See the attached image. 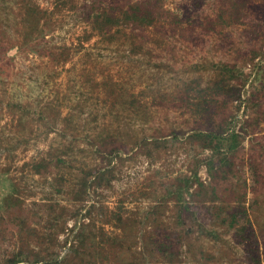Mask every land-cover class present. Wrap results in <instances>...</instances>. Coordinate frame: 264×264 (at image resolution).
<instances>
[{"label": "rangeland", "instance_id": "1", "mask_svg": "<svg viewBox=\"0 0 264 264\" xmlns=\"http://www.w3.org/2000/svg\"><path fill=\"white\" fill-rule=\"evenodd\" d=\"M136 1L0 0V264H264V0Z\"/></svg>", "mask_w": 264, "mask_h": 264}, {"label": "trees", "instance_id": "2", "mask_svg": "<svg viewBox=\"0 0 264 264\" xmlns=\"http://www.w3.org/2000/svg\"><path fill=\"white\" fill-rule=\"evenodd\" d=\"M161 8L162 1L161 0H138L131 4L127 9H121L118 13H100L97 14L94 18V27L96 29H102L104 26H114L122 23L123 25H151L155 23L159 18H161ZM228 71H233V67H228ZM239 133L232 132L231 134L224 135L222 133L215 134H204L203 138V147H208L212 150V155H215V158L207 160V165L209 170L212 171V176H216L221 173L223 177H228L229 170L233 163V157L235 156V152L237 150V146L239 145ZM197 136H199L197 134ZM211 155V156H212ZM39 164H37L36 169L40 171ZM252 176L254 179V183L260 181V174L257 171V168L250 165ZM215 172V173H214ZM218 173V174H217ZM225 174V176L223 175ZM200 188H204L205 185L203 182L199 184ZM216 189V186L213 188ZM181 191V190H180ZM184 191L180 192L181 205L180 211H184L189 209L190 206L188 202L183 199ZM215 196V195H214ZM217 197V196H215ZM220 198V197H218ZM219 208H223V206H219ZM223 210V209H221ZM231 221L238 222V213L237 211L230 212ZM225 218V217H224ZM15 260H12L10 263H14Z\"/></svg>", "mask_w": 264, "mask_h": 264}]
</instances>
